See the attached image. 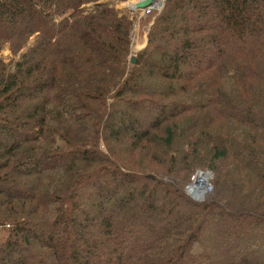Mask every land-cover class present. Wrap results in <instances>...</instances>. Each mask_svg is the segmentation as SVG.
Returning <instances> with one entry per match:
<instances>
[{
  "label": "trees",
  "instance_id": "trees-1",
  "mask_svg": "<svg viewBox=\"0 0 264 264\" xmlns=\"http://www.w3.org/2000/svg\"><path fill=\"white\" fill-rule=\"evenodd\" d=\"M125 1L0 0V264H264V0Z\"/></svg>",
  "mask_w": 264,
  "mask_h": 264
},
{
  "label": "rangeland",
  "instance_id": "rangeland-1",
  "mask_svg": "<svg viewBox=\"0 0 264 264\" xmlns=\"http://www.w3.org/2000/svg\"><path fill=\"white\" fill-rule=\"evenodd\" d=\"M141 0H127L125 2L122 3H117V8H119L120 10L123 11H127L130 14H132L133 18H134V26H133V30L131 33V37H130V54H129V59L132 60L133 57H136L137 54L146 46L147 43V38H148V34H149V30L151 28V25L153 24V19L151 20L152 16L151 14L158 12L162 9L163 5H164V1L165 0H157V2L161 3L158 7H155L154 9H152L151 7L150 11L145 9H137L135 8H131V4L135 3V5L137 4V2H139ZM148 7V8H149ZM155 18V16H154ZM10 56V52L8 50H4L2 52V57H9ZM147 114H144V116H140V115H136L134 117L135 121H139L140 123H143L142 125H144L145 123V119H146ZM148 118V116H147ZM211 174L213 176H211ZM208 175H209V179L210 181H208ZM203 178L204 184H205V189L198 186L197 189H195L196 191V196L193 192V187H194V183L196 181L197 178ZM213 180H214V172L209 169V168H203V167H199L196 168L194 170V172L192 173V176L190 177V181L186 184L185 186V191L186 194L192 198L195 201L198 202H202L204 201L211 192L215 191V186L213 184ZM200 199H199V198ZM185 210V207L183 208ZM183 213V212H182ZM181 213V214H182ZM164 222L157 220L156 221V225H158L159 227L161 225H163ZM210 228L207 231H211L213 230V225H211V223L209 224ZM159 227L156 229L157 232H159ZM229 228H233L234 225H228ZM246 228V227H245ZM149 240H151L149 238Z\"/></svg>",
  "mask_w": 264,
  "mask_h": 264
},
{
  "label": "bare ground",
  "instance_id": "bare-ground-1",
  "mask_svg": "<svg viewBox=\"0 0 264 264\" xmlns=\"http://www.w3.org/2000/svg\"><path fill=\"white\" fill-rule=\"evenodd\" d=\"M160 4H161V3L157 2V0H152L151 7H152V9H154L155 7H158ZM130 7H131V8H135V3L131 4ZM151 7H150V8H151ZM159 7H160V6H159ZM208 181H210V179H209V175H208ZM198 186H201V187L204 188L203 190H206V189H205V184H204L203 178H200V177L197 178L196 181H195V183H194V187H193L192 190H193L195 196H196V191H195V189H197ZM198 198H199V197H198ZM199 199H200V198H199Z\"/></svg>",
  "mask_w": 264,
  "mask_h": 264
},
{
  "label": "water",
  "instance_id": "water-1",
  "mask_svg": "<svg viewBox=\"0 0 264 264\" xmlns=\"http://www.w3.org/2000/svg\"><path fill=\"white\" fill-rule=\"evenodd\" d=\"M152 4V0H141L139 2H137V4L135 5V7L137 9H145L148 8L149 6H151ZM136 61V57L132 58V62Z\"/></svg>",
  "mask_w": 264,
  "mask_h": 264
},
{
  "label": "built area",
  "instance_id": "built-area-1",
  "mask_svg": "<svg viewBox=\"0 0 264 264\" xmlns=\"http://www.w3.org/2000/svg\"><path fill=\"white\" fill-rule=\"evenodd\" d=\"M148 11H150V8L148 9ZM211 176H213V175L211 174Z\"/></svg>",
  "mask_w": 264,
  "mask_h": 264
}]
</instances>
